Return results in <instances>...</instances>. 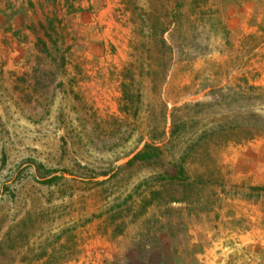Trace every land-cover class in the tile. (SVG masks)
<instances>
[{
	"label": "rangeland",
	"instance_id": "1",
	"mask_svg": "<svg viewBox=\"0 0 264 264\" xmlns=\"http://www.w3.org/2000/svg\"><path fill=\"white\" fill-rule=\"evenodd\" d=\"M261 198L264 0H0V264L264 238Z\"/></svg>",
	"mask_w": 264,
	"mask_h": 264
},
{
	"label": "crops",
	"instance_id": "2",
	"mask_svg": "<svg viewBox=\"0 0 264 264\" xmlns=\"http://www.w3.org/2000/svg\"><path fill=\"white\" fill-rule=\"evenodd\" d=\"M260 203L261 205L258 206L261 215L259 224L261 230H264V198H261ZM246 204L252 205L247 202ZM251 208L252 210L244 209L243 211L246 219L252 218L254 209ZM233 235L230 237L233 239H227L228 241L219 237L211 244L209 242L206 246L204 244L202 249H185L181 252L168 248L149 255L124 257L118 264H264L263 237L255 238L249 233L239 237L236 233ZM223 246L229 248L225 249ZM225 252L228 254L225 255Z\"/></svg>",
	"mask_w": 264,
	"mask_h": 264
},
{
	"label": "trees",
	"instance_id": "3",
	"mask_svg": "<svg viewBox=\"0 0 264 264\" xmlns=\"http://www.w3.org/2000/svg\"><path fill=\"white\" fill-rule=\"evenodd\" d=\"M154 158V156H150L148 155L147 153H143L139 156L136 157V159H139V160H152Z\"/></svg>",
	"mask_w": 264,
	"mask_h": 264
}]
</instances>
